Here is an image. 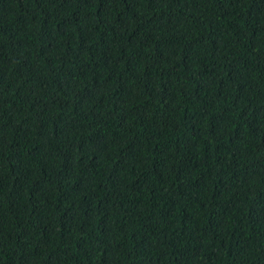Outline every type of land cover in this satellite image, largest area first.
<instances>
[{"label":"trees","instance_id":"1","mask_svg":"<svg viewBox=\"0 0 264 264\" xmlns=\"http://www.w3.org/2000/svg\"><path fill=\"white\" fill-rule=\"evenodd\" d=\"M0 264H264V0H0Z\"/></svg>","mask_w":264,"mask_h":264}]
</instances>
